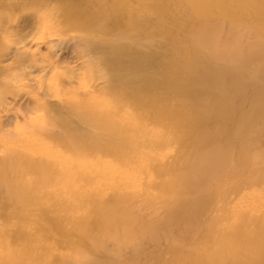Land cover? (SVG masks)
<instances>
[{"label":"rangeland","instance_id":"374dc122","mask_svg":"<svg viewBox=\"0 0 264 264\" xmlns=\"http://www.w3.org/2000/svg\"><path fill=\"white\" fill-rule=\"evenodd\" d=\"M122 3L134 11L138 0ZM30 6L0 0V166L14 160L8 175L24 190L16 195L21 208L0 193L13 261L24 254L29 264H212L232 247L229 264H264V229H255L264 227V39L246 28L220 29L202 81L214 97L193 100L201 107L190 114L203 131L173 123L161 144L131 132L137 141L119 145L127 157L116 159L103 149L118 142L109 133L73 130V108L99 110L115 98L126 104L133 91L111 78L104 52L90 44L98 32L67 24L59 4L51 2L39 21ZM140 15L155 35L160 16ZM252 50L259 55L244 64L233 58ZM175 61L162 69L171 90L181 72ZM154 112L147 107L151 136L161 127ZM163 165L158 174L154 167ZM81 218L94 221L74 234ZM242 234L243 247L233 245ZM217 237L224 241L212 252Z\"/></svg>","mask_w":264,"mask_h":264},{"label":"bare ground","instance_id":"6f19581e","mask_svg":"<svg viewBox=\"0 0 264 264\" xmlns=\"http://www.w3.org/2000/svg\"><path fill=\"white\" fill-rule=\"evenodd\" d=\"M49 1L21 0L25 5L31 3L30 16L36 21L47 17L49 5L52 2L62 7V12L67 16V24L98 32L101 35L100 40L90 44L104 52L105 58L102 62L108 70H112L111 78L133 91L135 95L126 104L121 103L120 98L113 99L109 104L100 102L99 110L82 106L73 108L79 121L78 126L73 130L82 136L83 133L92 131L109 133L112 139L118 142H114L116 146L103 149L109 151L116 159L127 157L125 150L118 146L126 144L128 140L135 143L137 141L135 137L139 134H143L141 137L148 135L149 139L161 144V140H165L167 135L173 133V123L181 122V125L187 124L195 131H203L202 122L193 120L190 114L201 107L199 101L195 104L193 100H199L204 96H208L209 100L214 97V94H209L204 89L202 81L206 79L204 75L206 63L214 59L211 38L220 29L224 26L246 28L264 39V0H138L134 11H130L129 6L122 3V0ZM144 11L160 16L161 24L157 27L155 35H151L145 26L139 24L140 13ZM205 28L208 29L204 30ZM253 47L256 49L259 44L254 43ZM258 55V51L252 50L248 53L239 52L233 58L244 64ZM172 57L181 70L180 75L177 76V88L174 90L165 86L162 73L163 65ZM207 71L208 73L216 72L209 65ZM171 98H177V104L173 103ZM149 106L155 108V112L152 113L153 123L161 125L159 129L153 131V136L145 129L148 123L146 109ZM106 111H110L111 114L107 116ZM117 117L119 121L115 119ZM131 132L139 133L131 135ZM53 156L55 157V154L51 153L49 157ZM13 162L0 166V193L5 198L8 195L12 200L16 198L15 207L21 208L23 207L21 202L24 200L21 195L17 197L16 195L24 190L18 187L16 180L12 181L8 175L10 172L16 173ZM80 165L84 169L87 163L82 162ZM164 166L154 167V169L159 174ZM112 170L114 172L115 169L112 168ZM117 172L122 174L119 170ZM114 175L116 174L110 173V177ZM204 176L200 175L201 178ZM11 189L14 191L10 192ZM2 206L0 204V209L3 211L5 208ZM2 216L7 217L4 211L0 213V264H29L30 259L24 257L23 251L20 252L23 257L20 256L13 261L15 250H12L6 242L3 243L7 229L1 219ZM92 219L94 221V218L85 221L81 218L73 222L70 231L80 234L78 229L89 225ZM67 220L69 221L70 218L68 217ZM242 223L241 220H237L235 227H240ZM255 229L259 231L264 227L256 226ZM228 231L230 235H233L231 230ZM225 234L228 240L229 236ZM243 236L242 234L240 237H233L231 243L239 246L240 242L243 247V242L247 239ZM223 241V238L217 237V241L212 246V252L217 251ZM233 251L232 247L225 249L221 256L223 260H216L212 264H229ZM239 254L240 258L244 255L243 251ZM259 254L261 251L258 252ZM252 263L257 264L255 261Z\"/></svg>","mask_w":264,"mask_h":264}]
</instances>
